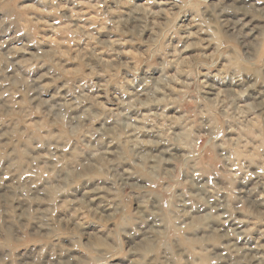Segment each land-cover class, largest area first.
Returning <instances> with one entry per match:
<instances>
[{"label": "clouds", "instance_id": "obj_1", "mask_svg": "<svg viewBox=\"0 0 264 264\" xmlns=\"http://www.w3.org/2000/svg\"><path fill=\"white\" fill-rule=\"evenodd\" d=\"M0 264H264V0H0Z\"/></svg>", "mask_w": 264, "mask_h": 264}]
</instances>
